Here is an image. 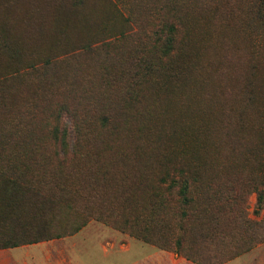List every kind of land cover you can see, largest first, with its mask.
Instances as JSON below:
<instances>
[{
	"label": "rangeland",
	"instance_id": "obj_1",
	"mask_svg": "<svg viewBox=\"0 0 264 264\" xmlns=\"http://www.w3.org/2000/svg\"><path fill=\"white\" fill-rule=\"evenodd\" d=\"M114 1L0 0V157L36 156L21 180L64 190L26 231L7 211L23 192L0 182L2 249L264 264V11ZM73 128L88 146L59 167Z\"/></svg>",
	"mask_w": 264,
	"mask_h": 264
},
{
	"label": "trees",
	"instance_id": "obj_2",
	"mask_svg": "<svg viewBox=\"0 0 264 264\" xmlns=\"http://www.w3.org/2000/svg\"><path fill=\"white\" fill-rule=\"evenodd\" d=\"M115 8L118 10L119 5L121 4L120 0H115ZM255 11L261 14L264 11V0H254ZM120 9V8H119ZM78 131L76 128H73L69 133L70 140L63 142L61 144V155L62 159L58 161V166L63 167L66 159L64 158L67 153L76 154L81 152L85 147L83 143L76 141L75 136ZM44 165V162L36 158V156H24V157H0V182L5 186L10 187L13 190H19L23 192L24 196L21 199L13 200L7 205V211H10L13 216H18V212L21 210L24 217L20 218L22 223V228L26 231L32 230L33 225L28 222V219L32 217L29 213L30 209H35L37 214H42L45 211L46 204H49V209H53L56 205V200H60L63 195L64 190H60L58 193H55L52 200L47 197L46 191L43 187L47 186L46 178L41 177H31L29 180L22 181L19 176V172H23L28 169L41 168ZM49 199V200H48ZM46 200L48 202L46 203ZM28 212V213H27ZM2 220V219H1ZM2 231L0 229V236ZM4 245H0V249L5 248ZM16 247V246H12ZM10 247V248H12Z\"/></svg>",
	"mask_w": 264,
	"mask_h": 264
},
{
	"label": "crops",
	"instance_id": "obj_3",
	"mask_svg": "<svg viewBox=\"0 0 264 264\" xmlns=\"http://www.w3.org/2000/svg\"><path fill=\"white\" fill-rule=\"evenodd\" d=\"M50 245H52V242L2 249L0 250V264H86L85 258L79 252L69 251L68 248L63 262V256H58L56 250H52L54 248L50 249ZM261 252L260 250H254L247 256L262 255ZM246 258L241 257L227 264H248L254 261ZM109 264H113V261L110 260Z\"/></svg>",
	"mask_w": 264,
	"mask_h": 264
}]
</instances>
